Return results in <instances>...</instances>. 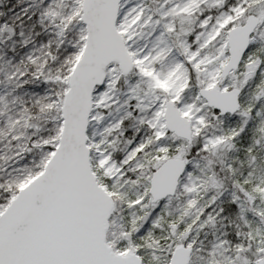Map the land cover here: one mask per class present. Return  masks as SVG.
I'll list each match as a JSON object with an SVG mask.
<instances>
[{"label":"snow or ice","instance_id":"obj_1","mask_svg":"<svg viewBox=\"0 0 264 264\" xmlns=\"http://www.w3.org/2000/svg\"><path fill=\"white\" fill-rule=\"evenodd\" d=\"M0 264H264V0H0Z\"/></svg>","mask_w":264,"mask_h":264},{"label":"rangeland","instance_id":"obj_2","mask_svg":"<svg viewBox=\"0 0 264 264\" xmlns=\"http://www.w3.org/2000/svg\"><path fill=\"white\" fill-rule=\"evenodd\" d=\"M15 2V0H13V3Z\"/></svg>","mask_w":264,"mask_h":264}]
</instances>
